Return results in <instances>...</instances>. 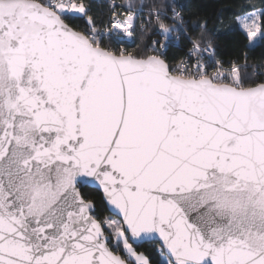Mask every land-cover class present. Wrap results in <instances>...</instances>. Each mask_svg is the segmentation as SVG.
Instances as JSON below:
<instances>
[{
	"label": "snow or ice",
	"instance_id": "obj_1",
	"mask_svg": "<svg viewBox=\"0 0 264 264\" xmlns=\"http://www.w3.org/2000/svg\"><path fill=\"white\" fill-rule=\"evenodd\" d=\"M261 5L231 22L247 48ZM146 243L264 264V58L166 2L0 0V264H157Z\"/></svg>",
	"mask_w": 264,
	"mask_h": 264
},
{
	"label": "trees",
	"instance_id": "obj_2",
	"mask_svg": "<svg viewBox=\"0 0 264 264\" xmlns=\"http://www.w3.org/2000/svg\"><path fill=\"white\" fill-rule=\"evenodd\" d=\"M121 4L124 0H115ZM92 7V14L98 19H106L109 14L110 3L107 0H89ZM140 2V0H137ZM161 2L168 3L181 11L186 21L197 22L208 21L209 31L213 34L216 44L224 59H231L246 52L250 63H258L264 58V44H258L254 48L244 46L239 29L231 22L242 10H246L248 5L261 7V0H143L145 5ZM144 19L147 18L148 8H145ZM223 20L221 24L218 21ZM150 35V33L146 34ZM129 50L135 51L136 45L128 42ZM170 54L179 55V48L174 47ZM104 215H108L104 212ZM140 251H147L153 254V259L157 264H163V260L154 252L153 245L144 244Z\"/></svg>",
	"mask_w": 264,
	"mask_h": 264
},
{
	"label": "built area",
	"instance_id": "obj_3",
	"mask_svg": "<svg viewBox=\"0 0 264 264\" xmlns=\"http://www.w3.org/2000/svg\"><path fill=\"white\" fill-rule=\"evenodd\" d=\"M110 4L111 3H116V1L115 0H107ZM116 4H118V3H116Z\"/></svg>",
	"mask_w": 264,
	"mask_h": 264
}]
</instances>
